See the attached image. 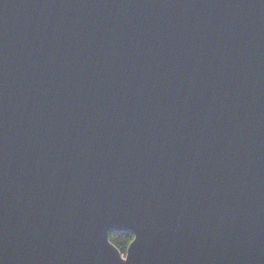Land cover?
Here are the masks:
<instances>
[{"label":"water","instance_id":"95a60500","mask_svg":"<svg viewBox=\"0 0 264 264\" xmlns=\"http://www.w3.org/2000/svg\"><path fill=\"white\" fill-rule=\"evenodd\" d=\"M0 264H264V0H0Z\"/></svg>","mask_w":264,"mask_h":264},{"label":"trees","instance_id":"16d2710c","mask_svg":"<svg viewBox=\"0 0 264 264\" xmlns=\"http://www.w3.org/2000/svg\"><path fill=\"white\" fill-rule=\"evenodd\" d=\"M109 238L113 244L117 246L122 254L127 252L130 243L134 239V233L130 230L126 231H111Z\"/></svg>","mask_w":264,"mask_h":264}]
</instances>
